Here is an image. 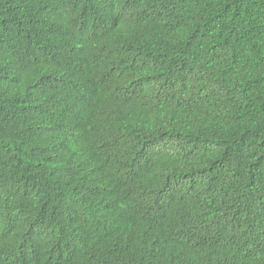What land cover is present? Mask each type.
I'll return each mask as SVG.
<instances>
[{
  "label": "trees",
  "instance_id": "1",
  "mask_svg": "<svg viewBox=\"0 0 264 264\" xmlns=\"http://www.w3.org/2000/svg\"><path fill=\"white\" fill-rule=\"evenodd\" d=\"M0 264H264V0H0Z\"/></svg>",
  "mask_w": 264,
  "mask_h": 264
}]
</instances>
